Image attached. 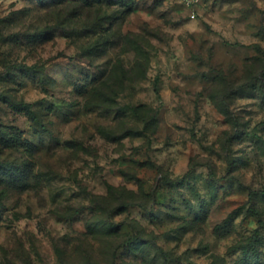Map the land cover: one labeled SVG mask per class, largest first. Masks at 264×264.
<instances>
[{
  "label": "rangeland",
  "instance_id": "obj_1",
  "mask_svg": "<svg viewBox=\"0 0 264 264\" xmlns=\"http://www.w3.org/2000/svg\"><path fill=\"white\" fill-rule=\"evenodd\" d=\"M0 264H264V0H0Z\"/></svg>",
  "mask_w": 264,
  "mask_h": 264
},
{
  "label": "trees",
  "instance_id": "obj_2",
  "mask_svg": "<svg viewBox=\"0 0 264 264\" xmlns=\"http://www.w3.org/2000/svg\"><path fill=\"white\" fill-rule=\"evenodd\" d=\"M132 243H134V239H133V237H131V239H129V240L124 241L121 245H122V246H129V245H131Z\"/></svg>",
  "mask_w": 264,
  "mask_h": 264
}]
</instances>
